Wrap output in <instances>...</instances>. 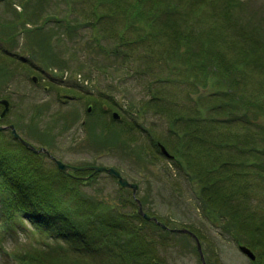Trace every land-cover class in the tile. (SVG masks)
I'll list each match as a JSON object with an SVG mask.
<instances>
[{"label":"rangeland","instance_id":"374dc122","mask_svg":"<svg viewBox=\"0 0 264 264\" xmlns=\"http://www.w3.org/2000/svg\"><path fill=\"white\" fill-rule=\"evenodd\" d=\"M106 1L109 2L98 8L101 17L96 19L91 12L92 0H0V98L9 101V110L4 116L1 115L4 106L0 102V124H12L22 139L40 151L35 153L28 149L5 129L0 130V138L24 150L25 157L38 166V176L55 175L56 178L64 174L81 180L76 186L82 199L108 202L127 216H132L134 209L140 214L139 200L145 213L167 221L170 227L188 223L196 228L200 236L190 230L195 238L172 231L165 234L150 223L142 226V236L152 240L161 264H201L194 249L196 239L205 264H255V259L251 261L241 251L239 244H244V237L233 230L235 225L230 226L222 220L220 223L218 214L215 216L218 221L211 217L215 221L212 224L203 214V205L213 200L211 187L194 171L204 174L210 164L226 161L228 165L222 171L213 170L211 174L240 171V176L231 174L224 188L233 192L231 201L239 202L240 211L251 217L253 223L264 217V176L260 175L264 174V71L242 61L244 51L241 49L235 54L230 43L239 44L238 39L243 37L240 31L234 33L232 20L238 22L237 26L242 25L243 32L250 31L249 28L256 24L264 37V0H239L235 11L228 12L229 18L224 16L222 20L208 16L213 5L185 15L191 22L197 21L192 33L188 34L195 52L203 48L202 41L208 36L213 37L216 47L220 45L209 48L212 67L211 56L207 58L209 52L204 50L203 58H199L202 62H197L200 69L188 63V60L195 62L196 56H189L183 46L179 48L181 57L168 55L176 47L175 41L169 40L174 38L170 31L176 26L173 20L177 17H172L185 18L180 15L183 11L164 13L161 10L156 23L152 24L151 18L156 15L153 10L161 9L154 0ZM163 1L167 4L178 2ZM181 4L185 7L192 3ZM220 4L223 5V1ZM221 7L215 6L219 13H222ZM24 10L19 21L18 14ZM104 12L110 14L106 16ZM124 12L126 18L116 14ZM45 15L48 17L43 20ZM131 19L135 20V25ZM23 20H26V28L44 24V29L29 39V34L19 30ZM65 20L74 30L72 37L66 36L62 44L59 40L55 43ZM84 20L89 23L83 27L77 25ZM155 24V28L163 27L159 35L154 32ZM179 26L185 30L183 23ZM14 29L19 30L18 33ZM47 30L54 35L48 48L44 46L49 40ZM28 41L38 43L41 50L39 46L27 47ZM221 53L231 59L222 61ZM46 54L56 59H49ZM216 55L224 63L216 62ZM235 59L241 61L238 71L232 69L237 64ZM54 60H64V63L54 64ZM216 65L222 66L221 76L230 77L233 82L238 80L236 93L240 98L229 94L226 77L222 78V84L216 81L209 71ZM63 69L69 71L67 80L58 77ZM75 71L84 75L87 84L72 78ZM86 96L98 101L94 105L86 101ZM105 101L110 102L119 117L114 118L113 110L107 106L105 111L100 108ZM252 101L253 105L242 109L245 102ZM261 101L263 105H259ZM183 116L190 117L184 119ZM196 133L203 138L202 142L198 143L200 139L193 135ZM158 141L169 153L176 151L177 145L190 147L187 164L182 162L181 169H177L175 160L161 152L156 144ZM236 145H252L254 154ZM202 146L209 147L211 152H204ZM51 156L65 164L87 168L64 173ZM14 160L9 157L4 165L10 168ZM91 166L115 168L127 181L138 184L136 192L120 185L108 172L88 168ZM205 209L210 210L209 205ZM206 212L211 216V211ZM216 223L230 232H222L220 227H215ZM3 235L6 249L24 246L21 231ZM233 236L242 242H237ZM34 237L33 243L37 245L41 237ZM44 258V264H97L96 259H84L72 252L67 256L47 255Z\"/></svg>","mask_w":264,"mask_h":264},{"label":"trees","instance_id":"16d2710c","mask_svg":"<svg viewBox=\"0 0 264 264\" xmlns=\"http://www.w3.org/2000/svg\"><path fill=\"white\" fill-rule=\"evenodd\" d=\"M187 1L192 4L181 7V3L185 4ZM222 1L223 5L220 4ZM108 2L109 1L106 0H92V10H90L91 12H94L96 19L101 17L98 8L103 7ZM154 2L161 9H157L158 12L157 10H153V14L156 15L153 19L150 17L152 20L150 23H156V20L159 18L157 15L160 14L161 10H163L164 13H174V11L177 10L183 11L180 15H184L187 19V21H185V18L180 16L172 17H177L173 20L176 26L173 28V32L170 31V35L174 38H169V40H171V42L175 41L174 43H176V45H174L176 47L173 51L171 50L168 52V55L170 57L173 55L181 57L179 48L183 46L184 51L189 56H196L195 62L188 60V63L191 66H196L200 69V64L197 65V62H202L199 58L203 56L205 50L209 52L207 58L211 56L209 61L211 62L210 65L212 67V52L209 48L212 49L213 45L216 47L215 40L212 36H208L207 40L202 41L203 48L201 47L198 52H195L194 46L191 44L193 41H191L192 39L189 40L188 34L192 33L194 23L197 21L195 19L191 22V19H188L185 15H190L192 12H201V10L207 9L209 6L213 5V12L210 11L211 14L208 16L215 20H222L224 16L228 17V15H226L228 12L233 13L235 11V8L239 4V0H184L183 2L178 0V2H173L172 4H167V2H164L163 0H154ZM218 5L222 6V13H219V11L216 10L215 6L218 7ZM24 12L25 10L19 12V21L21 19L20 16L24 14ZM109 14L110 12H104V15L106 16ZM116 14H122L124 15V18H126L125 12ZM47 17L48 15H45L43 20ZM25 22L26 20L22 21L19 30L22 32L25 31L26 34H29V39L33 37L34 33L37 35L41 34L44 29V24L39 26L36 25L33 28H26L24 25ZM92 22L93 21H90V23ZM130 22L134 24L135 20L131 19ZM88 23V20H84L82 24L77 25L83 27ZM182 23L185 30L179 28V25ZM236 23H238L236 20L231 21L232 28L236 29L235 32H233L236 33L240 31L243 34V37L238 39L239 44L232 41L230 42L235 50L234 53H239L242 49L245 53V56H242V61L250 62L247 64H253L256 70L260 71V69H262L264 71V37L262 36V32L257 28L256 24L249 28L250 31L243 32L244 30L241 28L242 25L237 26ZM137 25L139 26V24ZM70 26L71 25L67 20H65V23L63 22V31L56 35L55 43L59 40L58 43L62 44L66 36L68 38L72 37V32L74 30ZM154 26H156V24L153 25V27ZM153 29L154 32L156 31L159 35L162 32L163 27H154ZM19 30L14 29L17 33ZM47 33L49 40L44 44L46 48L50 46V43L52 42L51 38L54 37L52 31L47 30ZM164 35H167V32ZM26 44L28 45L27 47L31 48L35 46L40 47L38 43L31 41L26 42ZM238 45L242 47L239 48L237 47ZM218 47H220V45H217L216 48ZM49 55L50 56L46 54L45 57H51L53 59L56 57L52 54ZM164 55H166V53H164ZM221 55L223 56L222 61L228 62L231 59L222 53ZM215 61H219L217 55L215 56ZM222 61H219V64L224 63ZM235 61L237 64L232 69L238 71V65L241 64V61L238 59H235ZM52 63H64V60L60 62L54 60ZM220 67L222 66L216 65L209 71L215 76V79L219 84H222V78L226 77L228 80L226 78L224 80L229 82V85L227 86L229 94H235L237 98H240V95L236 93L239 83L238 80L233 82L230 77L221 76ZM71 86L73 85L71 84ZM221 86L223 87V85ZM68 90L73 93L75 92L74 89ZM86 97V101H91L94 105L98 101L97 98L91 96ZM249 100L250 99L247 98V101ZM239 102H236V104ZM262 102L263 101L259 102V105H263ZM253 103V101L252 103L245 102L244 105H242V109L246 110L248 104L253 105ZM106 106L113 110V106L109 101L103 102L100 108L105 111ZM235 107L238 109L239 105L238 107ZM189 117L190 116H183L182 118L189 119ZM8 131L10 132V130ZM193 135L200 139L198 140V143L203 141V138L197 133ZM13 141L16 143L18 142L17 140ZM13 145V143H6L5 140L0 138V231H2V234L6 235V233L13 231V229H21L22 235L25 238V243H23V247L20 246L18 249H6L4 246V240L0 234V242L2 241L3 243V246L0 247V252L3 254H0V257L3 256L0 259V264H44L43 260L47 255H50L51 257L54 255L67 256L71 252L82 256L84 259H96L97 264H131V262L132 264H161L160 258H158L153 245H151L152 240L150 241L148 238L145 240L142 236V226L150 223L156 229L161 230L163 233L165 232V234L170 232V230L161 228L152 220H146L137 213L136 209L131 213L133 214L132 216H127L124 212L116 210L115 205H109L108 202L101 203L99 202L100 200L90 202L85 197H83V199L80 198L77 193L78 187L76 186V183L81 182V180H73L74 178L71 179L64 174H61V177L58 176V174L56 178L55 175L54 177H51L50 175V177L47 178L45 175L38 176L39 173L36 171L38 166L36 167V164L30 158L25 157L24 150L21 151ZM180 146L182 147V145H177L175 149L176 151H171L170 153L172 155L171 160H175V167L177 169H181L182 162L187 164V154L191 151L190 147H182L183 149L181 150ZM236 147L241 150H249L251 154H254L252 145L244 147L236 145ZM201 149L206 153L211 152L209 147L205 149L202 146ZM180 151L181 154H179ZM1 152L3 155H1ZM9 157L15 159L10 168H8V165H4L5 160ZM214 157L217 158L216 154ZM225 165H228L226 161H220L207 166L204 174H199L194 171L197 177L204 178V183L208 182L211 187L210 198L213 200L209 204L203 205V214L210 219L212 224L215 221H212L211 217L218 221L215 217L218 214L220 223L222 220L230 226L235 225L236 227L233 230L241 233L240 237H244V244L258 252L253 263L264 264V217L258 222L255 221V223H253L250 219L251 217H248L247 215L245 216V214L240 211V203L231 201L234 194L233 192L231 193L230 191H227L228 189L224 188V184L225 181L231 177L232 173L234 176H238L240 171H233L230 173L223 171L224 173L222 175L211 174L213 170L219 169V171H222ZM5 166H7V168H4ZM260 175L264 176L262 173H260ZM206 176H208L207 179ZM69 180L72 182L69 183ZM233 185H235V183H233ZM135 202L136 201H134V203ZM208 205L210 210L205 209V206ZM134 207L136 208L137 204L134 205ZM206 211H211V216L207 215ZM164 222L168 225L167 221ZM26 224L32 226L30 230L25 228ZM219 225V223H216L215 227H220L222 232H230V230H227L223 225ZM180 227H186L197 236H200L196 228H192L188 223H183ZM181 233L182 235L190 237L187 232ZM34 235H39L41 237L39 238L40 241L37 245L33 243L36 239ZM233 237L237 242H242L237 237ZM6 240L7 238L5 241ZM194 249L199 255L195 244Z\"/></svg>","mask_w":264,"mask_h":264},{"label":"water","instance_id":"95a60500","mask_svg":"<svg viewBox=\"0 0 264 264\" xmlns=\"http://www.w3.org/2000/svg\"><path fill=\"white\" fill-rule=\"evenodd\" d=\"M0 102L4 104V109L2 111V115L8 110L9 108V102L7 99L5 98H2L0 99ZM88 109H90V107H88ZM113 117L114 118H117L119 117L118 113L117 112H113ZM4 128H10V130L12 131V134L18 138L19 140H21V142L27 146L29 149L35 151V152H38L40 151L39 149L35 148L32 144H30L29 142H27L26 140L22 139L21 136L15 131L14 127L12 124H7V125H1L0 124V129H4ZM161 150L163 151L164 154L168 155V152L166 151V149L164 148L163 145H161ZM44 151L50 156V154L48 153L47 149H44ZM53 158V160L55 161V163L57 164L58 168L63 171L64 173H68L69 170H78V169H86L87 166L85 167H77V166H72V165H68V164H65L63 162H61L60 160L56 159L55 157L51 156ZM88 168H92L94 171H106L108 172L109 174L115 176L118 178L119 182L124 185V186H129L133 189V193H135L136 191V188H137V184L136 183H132V182H129L127 181L125 178H123L120 173L113 167H104V166H91V167H88ZM137 203H138V211L139 213L144 216L146 219H151V220H154L157 224L161 225L162 227H166L165 224L161 221H159L157 219L156 216H150L148 215L147 213H145L142 209V206H141V203L139 200H137ZM174 231H178V232H187L188 234L192 235L193 237H195L196 235H194L189 229L187 228H174L173 229ZM196 238V237H195ZM196 242H197V249L199 251V254H200V257H201V260H202V264H205V261L203 259V254H202V251H201V246L199 244V241L196 239ZM240 249L246 253L251 259H254L255 258V254L250 250L249 247H247L246 245H240Z\"/></svg>","mask_w":264,"mask_h":264}]
</instances>
